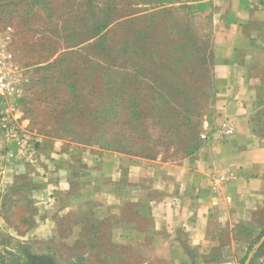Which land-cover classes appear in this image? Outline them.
Here are the masks:
<instances>
[{"label": "rangeland", "instance_id": "rangeland-1", "mask_svg": "<svg viewBox=\"0 0 264 264\" xmlns=\"http://www.w3.org/2000/svg\"><path fill=\"white\" fill-rule=\"evenodd\" d=\"M217 21L213 0H0L21 74L0 119V264H172L110 239L112 227L147 226L138 207L122 219H99L95 203L71 208L54 168L88 154L97 169L102 152L193 161L217 124ZM256 116L264 128V70Z\"/></svg>", "mask_w": 264, "mask_h": 264}, {"label": "crops", "instance_id": "crops-1", "mask_svg": "<svg viewBox=\"0 0 264 264\" xmlns=\"http://www.w3.org/2000/svg\"><path fill=\"white\" fill-rule=\"evenodd\" d=\"M213 2L218 9L212 36L213 115L217 122L228 120L234 136L219 140L211 131L194 160L179 164L102 152L95 169L94 156L90 161L86 154L81 163L54 168L55 188L71 208L98 205L99 219L117 213L122 219L124 206L138 207L137 219L147 226L121 229L120 238H115L120 229L112 227L109 236L124 246H147L153 259L239 264L245 257L246 264L251 257L248 264L254 258L264 264V255L256 258L264 244V128L256 118L264 70V0ZM43 185L50 190L46 179Z\"/></svg>", "mask_w": 264, "mask_h": 264}, {"label": "built area", "instance_id": "built-area-1", "mask_svg": "<svg viewBox=\"0 0 264 264\" xmlns=\"http://www.w3.org/2000/svg\"><path fill=\"white\" fill-rule=\"evenodd\" d=\"M13 31L9 26L0 25V119L6 120L11 116L13 105L20 96L21 74L11 52ZM4 105H9L3 109ZM217 135L219 140H230L235 133L233 125L228 120H220L212 130L200 135V140H207L210 132Z\"/></svg>", "mask_w": 264, "mask_h": 264}, {"label": "trees", "instance_id": "trees-1", "mask_svg": "<svg viewBox=\"0 0 264 264\" xmlns=\"http://www.w3.org/2000/svg\"><path fill=\"white\" fill-rule=\"evenodd\" d=\"M264 254V244L262 245V247L259 249V251L257 252L256 258L260 255ZM256 259L254 258V260L251 261L250 264H256Z\"/></svg>", "mask_w": 264, "mask_h": 264}, {"label": "water", "instance_id": "water-1", "mask_svg": "<svg viewBox=\"0 0 264 264\" xmlns=\"http://www.w3.org/2000/svg\"><path fill=\"white\" fill-rule=\"evenodd\" d=\"M263 242H264V239L261 241L260 245H261ZM260 245H259L258 247H260ZM250 258H251V257H249V258H248V260H247L246 264H248V263H249V260H250Z\"/></svg>", "mask_w": 264, "mask_h": 264}]
</instances>
